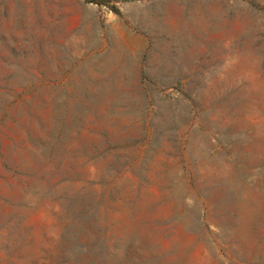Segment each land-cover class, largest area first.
<instances>
[{
	"label": "rangeland",
	"instance_id": "374dc122",
	"mask_svg": "<svg viewBox=\"0 0 264 264\" xmlns=\"http://www.w3.org/2000/svg\"><path fill=\"white\" fill-rule=\"evenodd\" d=\"M0 264H264V0H0Z\"/></svg>",
	"mask_w": 264,
	"mask_h": 264
},
{
	"label": "bare ground",
	"instance_id": "6f19581e",
	"mask_svg": "<svg viewBox=\"0 0 264 264\" xmlns=\"http://www.w3.org/2000/svg\"><path fill=\"white\" fill-rule=\"evenodd\" d=\"M175 48V47H174ZM179 49H180V47H179ZM178 51V50H177ZM180 52V51H179ZM240 175V174H239ZM239 178V177H238ZM232 182V181H231ZM236 182V181H235ZM238 185H239V183H238ZM196 186H198V185H196ZM224 188V187H223ZM230 188V187H229ZM229 188H228V190H229ZM227 190V189H226ZM230 191V190H229ZM229 191H227V192H229ZM226 192V193H227ZM230 193V192H229ZM218 194V193H217ZM228 194V193H227ZM227 194H226V196H227ZM248 194V193H247ZM212 195V194H211ZM215 196V195H214ZM180 197V196H179ZM208 198V197H207ZM236 198V197H235ZM225 199H227V198H225ZM231 199V198H230ZM228 200V199H227ZM226 200V201H227ZM177 202V201H176ZM229 202V201H228ZM234 204H235V201H234ZM231 206V205H230ZM188 210V209H187ZM260 218V217H259ZM239 225H240V223H239Z\"/></svg>",
	"mask_w": 264,
	"mask_h": 264
}]
</instances>
